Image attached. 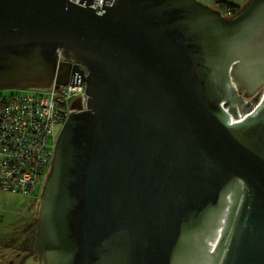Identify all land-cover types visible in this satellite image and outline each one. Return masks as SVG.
Instances as JSON below:
<instances>
[{
    "label": "water",
    "instance_id": "1",
    "mask_svg": "<svg viewBox=\"0 0 264 264\" xmlns=\"http://www.w3.org/2000/svg\"><path fill=\"white\" fill-rule=\"evenodd\" d=\"M79 2L0 0V89L87 95L56 139L31 254L264 264V85L243 97L264 83V0L233 18L200 0Z\"/></svg>",
    "mask_w": 264,
    "mask_h": 264
},
{
    "label": "built area",
    "instance_id": "2",
    "mask_svg": "<svg viewBox=\"0 0 264 264\" xmlns=\"http://www.w3.org/2000/svg\"><path fill=\"white\" fill-rule=\"evenodd\" d=\"M87 5L79 0H71ZM103 0H93L88 4L103 11ZM234 13L227 10L225 16ZM43 93L16 96L4 99L0 95V192L14 194H33L43 179L41 175L54 155L51 143L55 126L63 125L71 111L86 107L87 95L84 85H56L45 89ZM71 98V99H70ZM78 98L82 106L74 107L70 101ZM68 101V111L64 121L58 111V103ZM41 179V181H40Z\"/></svg>",
    "mask_w": 264,
    "mask_h": 264
},
{
    "label": "rangeland",
    "instance_id": "3",
    "mask_svg": "<svg viewBox=\"0 0 264 264\" xmlns=\"http://www.w3.org/2000/svg\"><path fill=\"white\" fill-rule=\"evenodd\" d=\"M201 2L209 5L210 7H218L216 0H200ZM241 5H245L248 0H231ZM264 83H262L252 94L244 96L245 100L250 99L255 96L257 92L262 88ZM45 89H35V88H2L0 89V94L4 96H10L11 94H37L45 92ZM241 95H244L246 90H239ZM75 101L81 102L79 99L73 98L71 104H74ZM82 105V104H81ZM63 125L55 126L54 132L52 134L51 143L55 147L56 139L62 129ZM39 182L37 185L35 194L33 196H26L23 194H14L12 192H0V252L4 256V259L8 260L11 257L15 259L13 253L17 248L12 249L13 247H6V244L18 245L21 239L28 235L26 231L27 223L30 222L29 219L32 218V222H35L37 219V206L41 198L43 184L46 179ZM13 253H12V251ZM21 252V250H20ZM25 256V253L21 252V258L15 259L16 264H19L21 259ZM3 260V258H2ZM7 264V261L4 263ZM20 264H40L36 259V256L22 259Z\"/></svg>",
    "mask_w": 264,
    "mask_h": 264
},
{
    "label": "flooded vegetation",
    "instance_id": "4",
    "mask_svg": "<svg viewBox=\"0 0 264 264\" xmlns=\"http://www.w3.org/2000/svg\"><path fill=\"white\" fill-rule=\"evenodd\" d=\"M248 2V1H247ZM241 5V4H240ZM244 7V5H242L241 9ZM216 9H219L218 7H214ZM240 9V11H241ZM220 10V9H219ZM240 11L232 16H230L229 18H233L237 15H239ZM221 12V11H220ZM222 14V12H221ZM223 15V14H222ZM225 16V15H224ZM74 64V63H73ZM72 64V65H73ZM74 66V65H73ZM62 68V67H67V63H66V60L61 56L60 59H59V68ZM78 68H83V67H78ZM241 82V86H242V89H245L246 91L249 90L245 84V81H240ZM251 91V90H249ZM239 92V91H238ZM240 93V92H239ZM243 96V95H242ZM244 97V96H243ZM78 100V98H76ZM82 101L79 103V101H75L74 104H72L74 107H81L82 105ZM40 202V200H39ZM39 202H38V206H37V216H38V211H39ZM30 222L27 223V227H26V231L28 233V235H25L21 241L18 243V245L14 244V245H11V244H6L5 246L6 247H13L12 249L14 248H17L15 250V252L13 253L12 249V253L13 255H15V259H18V258H21V252L23 251L25 253V259H28L30 257H34L36 256V259L39 261V258H38V255L37 254H31L32 252V248H33V243H34V237H35V231H36V224H37V219L35 222H32V218L29 219ZM21 250V252H20ZM0 255H2V253L0 252ZM3 258V260H2ZM13 257H11L10 259L6 260L4 259V256L0 257V264H4L6 261H7V264H16V261ZM20 263V262H19Z\"/></svg>",
    "mask_w": 264,
    "mask_h": 264
},
{
    "label": "trees",
    "instance_id": "5",
    "mask_svg": "<svg viewBox=\"0 0 264 264\" xmlns=\"http://www.w3.org/2000/svg\"><path fill=\"white\" fill-rule=\"evenodd\" d=\"M217 3H218V8L220 9V11L222 12L223 15L226 14L227 10H231L234 14L238 13L242 7V5L236 3V2H233L231 0H216ZM28 94H31V93H26V94H11L10 96H4V95H1L2 98L4 99H12L13 97H16V96H24V95H28ZM71 99V98H70ZM68 101H60L58 103V111L59 113L61 114V119L64 121L66 115L65 113L68 111V103H66ZM61 125V124H59ZM49 169V164L46 166V168L44 169L42 175H41V178L44 180V176L47 172V170ZM42 180V181H43ZM41 181V179H40ZM39 184V183H38ZM36 191V190H35ZM35 191L33 192V194L31 193H28L27 196H33L35 194Z\"/></svg>",
    "mask_w": 264,
    "mask_h": 264
},
{
    "label": "bare ground",
    "instance_id": "6",
    "mask_svg": "<svg viewBox=\"0 0 264 264\" xmlns=\"http://www.w3.org/2000/svg\"><path fill=\"white\" fill-rule=\"evenodd\" d=\"M214 242H215V240L212 242V243H213V245H214Z\"/></svg>",
    "mask_w": 264,
    "mask_h": 264
}]
</instances>
